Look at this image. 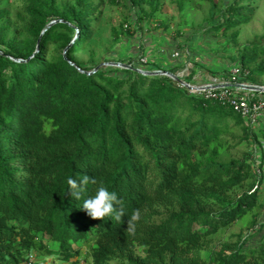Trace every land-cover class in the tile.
I'll use <instances>...</instances> for the list:
<instances>
[{
	"label": "trees",
	"instance_id": "1",
	"mask_svg": "<svg viewBox=\"0 0 264 264\" xmlns=\"http://www.w3.org/2000/svg\"><path fill=\"white\" fill-rule=\"evenodd\" d=\"M3 1L0 264H26L33 252L70 261L83 248L92 264H264V233L257 242L249 234L217 250L210 244L245 218L258 233L264 230V156L257 165L249 153L219 160L234 128L262 149L264 127L245 125L230 107L191 94L166 76L141 75L134 70L138 64L78 71L85 69L73 55L93 38L102 16L93 0L62 6L60 0H25L27 20L14 35ZM128 2L148 19L162 7L160 0ZM255 2H211L203 33L221 36L224 49L236 50L242 79L259 84L264 33L251 43L238 41ZM112 34L117 40L118 31L112 28ZM57 47L63 52H54ZM85 175L97 183L84 186L77 200L67 180L79 184ZM101 185L124 201L121 222L93 220L83 210ZM137 209L132 235L127 221Z\"/></svg>",
	"mask_w": 264,
	"mask_h": 264
},
{
	"label": "rangeland",
	"instance_id": "2",
	"mask_svg": "<svg viewBox=\"0 0 264 264\" xmlns=\"http://www.w3.org/2000/svg\"><path fill=\"white\" fill-rule=\"evenodd\" d=\"M160 1L162 7L158 16L148 19L141 16L139 11L135 12V7L131 6L128 0H118L115 4H112L110 0H93L97 10L102 13L99 25L94 29L93 38L73 55V59L86 72L130 67V65L141 64V59H144L139 68L141 71H167L176 75L189 86L203 87L213 81H227L231 70L237 66L234 61L237 59L236 50L232 47L224 49L221 36L215 37L212 34L203 33L205 20L209 17L212 9L211 2L221 7L223 0ZM68 2L71 0L59 1L61 6ZM24 3L25 0H4L2 3L1 7L8 11L10 35H14L16 30H20L22 23L27 20ZM255 5L256 12L251 22L239 28L238 41L241 45L258 40L264 33V0H257ZM144 8L147 9V6ZM213 11L217 16L218 9ZM161 23L163 26L160 25ZM112 28L119 33L117 40L114 39ZM127 28H130L129 33L126 32ZM54 52L63 51L57 47ZM174 53H178V55L173 57ZM158 76L165 75L158 74ZM171 80L189 93L195 92V90ZM258 82L263 84L264 76L259 78ZM229 125L233 127V122L231 121ZM260 127H264L263 122ZM231 133L232 136L228 138V146L222 152L219 160L237 159L245 153H249L257 165L260 155L264 156V141L261 140L263 147L260 149L252 141L240 139L241 132L237 128H234ZM262 174L264 175V168ZM243 190L244 188L237 189L233 194L240 195ZM259 203L261 205L259 220L262 221L264 217V180L259 189ZM247 220L245 218L244 221H237L214 235L211 238V247L217 250L222 244H232L240 237L249 236V234L254 235L251 242L259 241L264 230L258 233V227L249 226ZM34 254L33 264H55V261L45 260V257L49 256H41L36 252ZM137 254L143 255L142 250H137ZM62 261L63 264H92V260L84 248L78 258L70 261L62 259ZM110 264L121 263L113 261Z\"/></svg>",
	"mask_w": 264,
	"mask_h": 264
},
{
	"label": "built area",
	"instance_id": "3",
	"mask_svg": "<svg viewBox=\"0 0 264 264\" xmlns=\"http://www.w3.org/2000/svg\"><path fill=\"white\" fill-rule=\"evenodd\" d=\"M177 55L178 53H174L172 56ZM142 62L144 59H141L140 63ZM141 64L135 69H139ZM245 75L236 66L231 70L227 81H213L203 87L191 86L196 92L191 94H198L226 105L243 119L245 125L260 127L264 119V83L253 84L244 81L242 78ZM256 174L260 176V170L257 168ZM34 258V252L29 254L27 264H33Z\"/></svg>",
	"mask_w": 264,
	"mask_h": 264
},
{
	"label": "clouds",
	"instance_id": "4",
	"mask_svg": "<svg viewBox=\"0 0 264 264\" xmlns=\"http://www.w3.org/2000/svg\"><path fill=\"white\" fill-rule=\"evenodd\" d=\"M89 182L96 184L95 178H90L85 175L80 183L76 180L68 178L67 184L71 189V195L79 200L84 191V186ZM83 210L93 220H103L105 217H110L115 222H121L124 216V201L118 197L114 191H109L106 187L100 186L96 189L95 195L88 197L82 204ZM140 220V211L137 209L133 212L130 219L127 221L126 231L129 234H135L136 223ZM48 262L55 261V264H63L62 259L56 256L45 257Z\"/></svg>",
	"mask_w": 264,
	"mask_h": 264
},
{
	"label": "water",
	"instance_id": "5",
	"mask_svg": "<svg viewBox=\"0 0 264 264\" xmlns=\"http://www.w3.org/2000/svg\"><path fill=\"white\" fill-rule=\"evenodd\" d=\"M69 63H70L71 65H73V63H71V62H69ZM76 68H77V67H76ZM77 69H78V71L83 72V73H86V74H90V73H92V72H85V71H83V70H81V69H79V68H77ZM134 70L137 71V72L140 73V74H147V75H158V74H161V75H165V76H167V77H169V78H171V79L177 81L178 83H180V84H182V85H185L186 87H188V88H190V89H193L191 86H189V85L183 83V81H181L176 75H174V74H172V73H170V72H167V71H148V72H143V71H141V70H139V69H134Z\"/></svg>",
	"mask_w": 264,
	"mask_h": 264
},
{
	"label": "crops",
	"instance_id": "6",
	"mask_svg": "<svg viewBox=\"0 0 264 264\" xmlns=\"http://www.w3.org/2000/svg\"><path fill=\"white\" fill-rule=\"evenodd\" d=\"M263 124H264V119H263Z\"/></svg>",
	"mask_w": 264,
	"mask_h": 264
}]
</instances>
